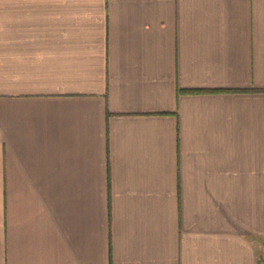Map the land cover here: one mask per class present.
I'll return each instance as SVG.
<instances>
[{
    "label": "crops",
    "instance_id": "obj_1",
    "mask_svg": "<svg viewBox=\"0 0 264 264\" xmlns=\"http://www.w3.org/2000/svg\"><path fill=\"white\" fill-rule=\"evenodd\" d=\"M0 264H264V0H0Z\"/></svg>",
    "mask_w": 264,
    "mask_h": 264
}]
</instances>
